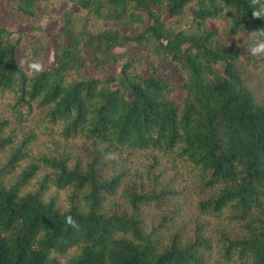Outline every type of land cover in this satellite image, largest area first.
Segmentation results:
<instances>
[{"label": "trees", "instance_id": "1", "mask_svg": "<svg viewBox=\"0 0 264 264\" xmlns=\"http://www.w3.org/2000/svg\"><path fill=\"white\" fill-rule=\"evenodd\" d=\"M7 1L0 264H264L251 0Z\"/></svg>", "mask_w": 264, "mask_h": 264}, {"label": "rangeland", "instance_id": "2", "mask_svg": "<svg viewBox=\"0 0 264 264\" xmlns=\"http://www.w3.org/2000/svg\"><path fill=\"white\" fill-rule=\"evenodd\" d=\"M0 24L7 25L9 29L16 31H24L30 27V19L27 17L15 16L10 9V3L7 0H0ZM41 36H49L56 26L53 19H45L41 21ZM47 53L52 57V50ZM251 86L254 88L258 99H264V75H254L251 79Z\"/></svg>", "mask_w": 264, "mask_h": 264}, {"label": "clouds", "instance_id": "3", "mask_svg": "<svg viewBox=\"0 0 264 264\" xmlns=\"http://www.w3.org/2000/svg\"><path fill=\"white\" fill-rule=\"evenodd\" d=\"M251 5L253 18L264 19V0H251ZM246 51L253 57L264 56V28L249 32V46ZM19 67L23 69L25 62H21ZM29 67L32 69L41 68L42 64L38 61H33ZM66 223L72 227L77 226L76 221L71 216L66 217Z\"/></svg>", "mask_w": 264, "mask_h": 264}]
</instances>
